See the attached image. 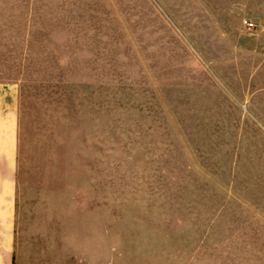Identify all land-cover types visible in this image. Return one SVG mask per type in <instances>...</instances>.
<instances>
[{
    "label": "rangeland",
    "instance_id": "obj_1",
    "mask_svg": "<svg viewBox=\"0 0 264 264\" xmlns=\"http://www.w3.org/2000/svg\"><path fill=\"white\" fill-rule=\"evenodd\" d=\"M0 77L60 264H264V0H0Z\"/></svg>",
    "mask_w": 264,
    "mask_h": 264
},
{
    "label": "crops",
    "instance_id": "obj_2",
    "mask_svg": "<svg viewBox=\"0 0 264 264\" xmlns=\"http://www.w3.org/2000/svg\"><path fill=\"white\" fill-rule=\"evenodd\" d=\"M22 135L19 84L0 77V264H60L59 189Z\"/></svg>",
    "mask_w": 264,
    "mask_h": 264
},
{
    "label": "built area",
    "instance_id": "obj_3",
    "mask_svg": "<svg viewBox=\"0 0 264 264\" xmlns=\"http://www.w3.org/2000/svg\"><path fill=\"white\" fill-rule=\"evenodd\" d=\"M247 24L249 25V27H254L253 23H251V22H248Z\"/></svg>",
    "mask_w": 264,
    "mask_h": 264
}]
</instances>
